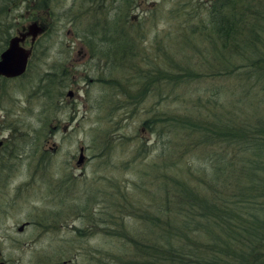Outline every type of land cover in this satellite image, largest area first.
Here are the masks:
<instances>
[{"label": "rangeland", "instance_id": "1", "mask_svg": "<svg viewBox=\"0 0 264 264\" xmlns=\"http://www.w3.org/2000/svg\"><path fill=\"white\" fill-rule=\"evenodd\" d=\"M71 1L52 0L51 12L41 13L37 21L48 27L38 38L27 74L7 83L6 94L0 89V262L5 264H98L116 256L117 261L129 260V246L108 233L115 231L114 226L108 230L107 225H89L87 213L79 207L90 210L91 196L110 192L112 181L114 188L128 192L122 196L129 198L131 208L148 206L151 199L145 195L152 165L168 153L177 157L189 145L178 129L170 132L165 124L154 123L151 133L144 123L179 112H197L196 100L203 101L220 88L225 91L223 107L229 109L235 103L232 89L238 82L246 83L245 75H231L230 68L228 76L223 70L238 65V58L215 57L213 48L219 42L201 32L210 0H103L108 12L105 18L121 24L136 48L134 57L121 62L115 59V64L113 57L106 56L108 50L100 51L105 47L94 34L102 27L96 30L95 20L103 18L88 14V3L75 0L72 5ZM16 3L18 8L7 21L14 27L12 35L28 25L27 2ZM180 69L196 73L191 83L146 80L150 73L157 77ZM42 73L54 77L49 95L60 98H46L45 88L42 95L31 96ZM122 78L131 80L119 87L125 88L126 96L150 82L139 106L127 105L130 101L121 92L110 93L119 89L110 90L108 81ZM90 79L97 81L88 83ZM70 89L74 92L71 98L66 96ZM158 131L167 132L163 142L158 141ZM80 148L84 162L77 165ZM165 148L169 150L163 152L164 158L157 157ZM210 148L185 152L179 166L184 169L194 162L205 166L209 153L221 151V146ZM41 157L49 163L44 165ZM101 207L94 206L96 211ZM123 222L133 238L142 232L145 236L143 227L151 225L130 216ZM23 223L28 225L18 232ZM47 223L62 226L51 230ZM76 228L87 235L79 237Z\"/></svg>", "mask_w": 264, "mask_h": 264}, {"label": "trees", "instance_id": "2", "mask_svg": "<svg viewBox=\"0 0 264 264\" xmlns=\"http://www.w3.org/2000/svg\"><path fill=\"white\" fill-rule=\"evenodd\" d=\"M19 1L0 0V53L14 32L13 25H8L7 21L12 18L9 17L11 12L17 10L16 2ZM39 1V7L44 11L52 0ZM207 2L208 19L201 32L212 35L214 43L219 42L213 48L215 57L238 58V65L223 70L228 76L231 69V75H245L246 83L238 82L232 89L235 103L229 109L223 107L225 101L221 100L225 91L220 88L207 94L203 101L196 100L197 112H179L172 117H158L144 123L151 133L154 123L165 124L170 132L178 129L188 138L189 146H184L185 150L175 158L169 153L166 158L162 156L168 146L156 154L164 159L152 165L151 182L148 180L150 189L145 195L151 200L148 206L142 205L143 209L131 208L129 198L122 196L128 192L114 188L113 181L110 192L103 190L97 198L91 196L90 210L87 206L79 207L87 213L85 218L89 225H107L108 230L114 226L115 231L108 232L110 237L121 238L131 249L129 260L117 261L115 258L119 256H116L98 264H264V0ZM97 13V17L104 16L103 20L100 22L97 18L96 25L90 27L95 25L98 30L102 26L100 33L94 32L106 48L100 51L108 50L106 56L113 57L114 64L115 59L121 62L134 57L132 50L136 48L128 32L121 24L108 21L105 18L107 11ZM31 57L34 58L35 53ZM195 74L191 69H180L157 77L150 73L146 80L153 83L162 78L176 84L191 83ZM44 77L42 88L46 89V98H60V95H49L54 77ZM130 82L122 78L109 80L107 84L112 90ZM150 85V82L146 87L142 84L139 92L129 96L124 95V87L110 93L121 92L125 100L130 101L127 105L139 106ZM167 132L156 133L159 142L167 139ZM206 146H221V151L215 155L209 153L205 166L194 162L181 169L179 165L185 152L189 154ZM41 159L44 165L49 163L48 158ZM211 169L214 171L206 172ZM99 205L102 207L96 211L94 206ZM78 215L80 217L81 213ZM129 216L151 224L148 229L143 227V231H147L145 236L142 232L141 236L137 233L138 238H133L125 232L123 219ZM83 232L76 228L79 237L85 235Z\"/></svg>", "mask_w": 264, "mask_h": 264}, {"label": "flooded vegetation", "instance_id": "3", "mask_svg": "<svg viewBox=\"0 0 264 264\" xmlns=\"http://www.w3.org/2000/svg\"><path fill=\"white\" fill-rule=\"evenodd\" d=\"M25 2H27V4L28 5H26V6H28V10L26 11V14H25V16L26 15H28L29 17H27L26 18V22H28V25L27 26H25V27H22V28H20L18 31H16V34L15 35H11L10 36V38L11 37H14V36H16V35H18V34H24V37H25V39H24V42H22L21 44H20V47H25V46H29V48H30V54H29V60H28V62L30 61V59H31V56H32V54L34 55V53H36L37 52V45H38V38L41 36L40 34H44L45 32H46V30H47V27H48V24L47 25H45V24H43V23H41L40 21L38 22L37 20H38V17L41 15V13H46V14H48L49 12H51L50 10H48V9H50V6H49V8L48 9H45L44 11H43V9H41L40 7H39V4H40V1L36 4L35 3V1H37V0H24ZM78 3H82V1H79ZM85 3L87 4H89L92 8H88L87 7V13L89 14V13H92L93 15H95V16H97L98 15V13L97 12H102V13H104L105 11H107V9H106V4H105V2H103V0H93V1H91V0H86L85 1ZM93 3H94V5H93ZM50 4V3H49ZM71 4L72 5H74L75 4V0H72L71 1ZM77 4V3H76ZM67 7V6H66ZM68 8V7H67ZM32 12V13H31ZM33 15V16H31L30 17V15ZM100 18H103L102 16L100 17ZM25 20V19H24ZM32 24H34V25H36V26H38V27H40V28H42V31H41V33L40 34H37L35 37V40H34V42H31L32 41V37H30V36H27L26 35V32L28 31V28H29V26L30 25H32ZM49 30V29H48ZM5 48H6V46H5ZM5 48L2 50V52L5 50ZM24 49H27V48H24ZM1 52V53H2ZM80 53V52H79ZM28 62L26 63V67H25V69H26V71H25V73H23L22 75H20V76H18V77H15V78H5V77H3V76H0V89H1V91H3V94H6V91L4 92V89H5V85H7V83H10V81H16L17 79H20L23 75H25V74H27V67H28ZM42 76L37 80L38 82L36 83V85H38V87H37V89H36V92L35 93H32L31 94V96H33L34 94L36 95V96H38V95H42L43 93H45V91L44 90H41L42 89V86H43V84L45 83V81H44V79H43V77H44V73H42L41 74ZM52 75H54L55 76V73L53 72V74ZM60 79V78H59ZM95 80V79H94ZM44 81V82H43ZM60 82L61 81H63V80H59ZM58 80H57V82H59ZM97 80H95V81H93V79L91 80H89L88 81V83H92V82H96ZM3 86H4V88H3ZM71 90V89H70ZM72 91V90H71ZM72 93V95L70 96V98L71 97H73L74 96V92L72 91L71 92ZM61 96V95H60ZM60 96H58V97H60ZM66 96H67V92H66ZM58 103H60V100H58ZM70 105V104H69ZM48 225H50L51 226V230H53V229H56V225H60V226H62L61 224H57V223H47ZM28 225V223H23L22 225H20V226H22L23 228L25 227V226H27ZM38 226H40L39 224H37ZM20 226H19V228H20ZM50 229V228H49ZM76 230V229H75ZM23 231V229L21 230V231H19V229H18V232H22ZM47 233V232H46ZM83 234H85V235H87L86 234V231H84L83 232ZM0 264H5L4 262H0Z\"/></svg>", "mask_w": 264, "mask_h": 264}, {"label": "water", "instance_id": "4", "mask_svg": "<svg viewBox=\"0 0 264 264\" xmlns=\"http://www.w3.org/2000/svg\"><path fill=\"white\" fill-rule=\"evenodd\" d=\"M41 31L42 28L32 24L29 26L26 35L32 37L31 42H34L36 38L35 36L40 34ZM24 39V34H18L11 37L9 42H7L5 50L0 53V76L5 78H15L25 73L30 50L20 47V44L24 42ZM71 95L72 93L70 90V92H67V96L70 97ZM79 150L80 155H78L77 165H81L84 162L82 156L83 150L81 148ZM22 229L23 227L20 226L19 231Z\"/></svg>", "mask_w": 264, "mask_h": 264}, {"label": "bare ground", "instance_id": "5", "mask_svg": "<svg viewBox=\"0 0 264 264\" xmlns=\"http://www.w3.org/2000/svg\"><path fill=\"white\" fill-rule=\"evenodd\" d=\"M119 39V38H118ZM118 42V41H117Z\"/></svg>", "mask_w": 264, "mask_h": 264}]
</instances>
